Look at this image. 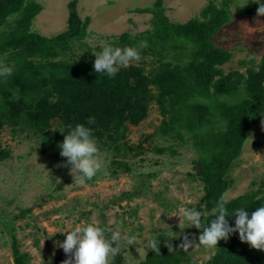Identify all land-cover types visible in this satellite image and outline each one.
Instances as JSON below:
<instances>
[{
    "label": "rangeland",
    "instance_id": "1",
    "mask_svg": "<svg viewBox=\"0 0 264 264\" xmlns=\"http://www.w3.org/2000/svg\"><path fill=\"white\" fill-rule=\"evenodd\" d=\"M28 1L42 7L31 22V32L53 38L66 31L68 5L74 0ZM75 1L79 18L88 19L85 37L71 42L69 50L61 52L54 61L95 60L93 53L102 51L105 44L114 47L122 41L123 34L136 43L140 36L152 32V14L138 10L153 8L156 0ZM221 1L213 0L217 6ZM208 3L209 0H162V8L169 22L183 24L192 18L201 19V11ZM254 4L252 0H231L229 22L211 38L215 47L231 55L221 67L224 75H244L246 69L256 68L260 62L264 52V16L236 13L238 6ZM158 51L146 50L143 54L140 50V61L131 65H142L148 72L159 62ZM162 121L152 102L147 117L138 125H128L117 142L105 146L104 139L94 140L107 175L102 170L85 185L69 174L67 158L52 150L38 131L18 126L14 132L4 123L0 129V149L4 152L0 160V264H14L13 244L25 264H62L67 257L57 242H63L65 234L76 226L88 224L104 229L106 237L114 231L121 233L122 264L144 262L151 252L148 243L157 238L173 242L185 263L200 264L211 259L215 248H179L185 235L198 237L201 231L183 218L182 209L203 213V224L208 212L203 184L194 175L199 168L194 163L198 153L193 141L187 134L182 138L163 136L158 130ZM262 121L264 117L247 131L241 153L227 171L229 188L225 200L257 190L264 179ZM212 124L214 131L225 129L220 120L215 119ZM48 129H56L54 120ZM250 136L252 142L248 140ZM114 146L118 152L113 151ZM129 236L136 237L130 246ZM111 260L112 257L110 263Z\"/></svg>",
    "mask_w": 264,
    "mask_h": 264
},
{
    "label": "trees",
    "instance_id": "2",
    "mask_svg": "<svg viewBox=\"0 0 264 264\" xmlns=\"http://www.w3.org/2000/svg\"><path fill=\"white\" fill-rule=\"evenodd\" d=\"M230 2L222 0L217 6L209 0L201 19L183 24L168 21L162 0H156L151 9L138 10L152 14V32L140 36L136 43L123 34L114 47H137L146 40L149 46L142 53L159 50V62L148 72L142 65L121 67L114 78H108L95 73V60L54 61L69 50L71 42L85 37L88 19L79 18L75 0L68 5L66 31L53 38L30 31L41 5L0 0V60L13 70L11 76L0 77V129L8 123L14 132L18 126L38 131L43 141L60 153L58 145L64 135L75 125L84 124L91 128L92 138L97 142L104 139L106 146L122 138L128 125L142 122L154 102L163 117L159 133L169 138L187 134L198 153L194 163L199 172L194 175L203 184L208 212L204 224L215 218L212 209L223 201L229 226L234 227L232 215L237 209L251 213L264 206V179L257 190L225 200L227 171L239 157L247 131L264 117V52L257 67L246 69L244 75H224L221 67L231 55L215 47L211 38L229 22ZM256 11L257 4L236 8V13L245 16H256ZM89 117H95L94 124H87ZM215 119L224 123V130L214 131ZM51 120L56 124L54 131L48 129ZM113 151L118 152V148L114 146ZM3 154L0 149V160ZM157 241L159 254L149 252L140 264H196L185 263L175 247L174 252H168L165 244L173 242ZM13 252L14 264H25L15 244ZM122 260L120 252L110 264H122ZM200 264H264V252L241 243L238 233H233L227 241L218 242L211 259Z\"/></svg>",
    "mask_w": 264,
    "mask_h": 264
},
{
    "label": "clouds",
    "instance_id": "3",
    "mask_svg": "<svg viewBox=\"0 0 264 264\" xmlns=\"http://www.w3.org/2000/svg\"><path fill=\"white\" fill-rule=\"evenodd\" d=\"M252 2L257 4L256 16H264V4H260V0H252ZM148 46L146 40L141 41L137 47L121 48L105 44L102 51L93 53L95 56L93 69L95 73L114 78L121 67H128L133 62H139L140 50ZM12 71V68L0 60V77L7 78L12 75ZM94 123L95 117H89L87 124ZM248 140L252 142L251 136ZM58 147L60 156L67 158V165L70 166L69 174L80 185H85L102 170L107 175L105 162L92 138L90 127L84 124L75 125L64 135L63 142ZM40 166L44 168L43 165ZM182 213L183 218L190 223L191 227L201 230L198 237L190 238L188 235L183 237L179 248L185 251L194 246L205 249L216 248L219 241H227L231 234L238 233L241 243H247L252 249L264 252V206L257 207L251 213L244 208L237 209L232 215L235 216L234 227L229 226L227 219L229 216L223 201L212 209L215 218L207 225L202 223L203 213L196 209L185 208L182 209ZM121 239L119 231H114L110 237H106L105 230L99 226L78 225L74 230L65 234L63 242H57V247L63 249L67 257L62 264H110V257L117 256L121 251L119 244ZM135 240V236L127 237L128 245H133ZM165 247L168 252L175 251L171 243H166ZM147 249L159 254V242L151 240Z\"/></svg>",
    "mask_w": 264,
    "mask_h": 264
},
{
    "label": "water",
    "instance_id": "4",
    "mask_svg": "<svg viewBox=\"0 0 264 264\" xmlns=\"http://www.w3.org/2000/svg\"><path fill=\"white\" fill-rule=\"evenodd\" d=\"M197 171L199 172V169Z\"/></svg>",
    "mask_w": 264,
    "mask_h": 264
}]
</instances>
